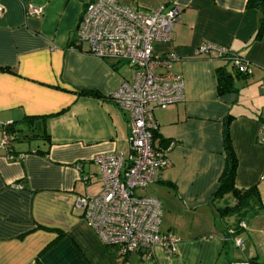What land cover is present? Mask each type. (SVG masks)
<instances>
[{
  "label": "crops",
  "instance_id": "0c3cea01",
  "mask_svg": "<svg viewBox=\"0 0 264 264\" xmlns=\"http://www.w3.org/2000/svg\"><path fill=\"white\" fill-rule=\"evenodd\" d=\"M89 1L0 0V142L6 127L22 130L9 151L0 147V264H264V145L256 141L264 122V34L255 39L260 11L247 0H120L144 11L172 1L180 11L170 40L154 50L177 57L170 69L182 75L185 99L154 112V144L174 146L169 165L142 192L161 202L160 231L178 241L173 255L156 247L144 261L139 253L118 257L76 205L77 197L100 190L93 158L129 152L127 115L108 95L133 70L75 40ZM28 4L42 7V15H26ZM206 43L244 59L250 74L236 75L213 51L197 54ZM219 67L234 76L232 91L217 92ZM225 127L237 161L235 187L257 190L232 214L224 211L236 205L232 191L214 194L226 164Z\"/></svg>",
  "mask_w": 264,
  "mask_h": 264
},
{
  "label": "built area",
  "instance_id": "2783aa9c",
  "mask_svg": "<svg viewBox=\"0 0 264 264\" xmlns=\"http://www.w3.org/2000/svg\"><path fill=\"white\" fill-rule=\"evenodd\" d=\"M25 13L39 17L43 8L28 4ZM179 14L172 1L144 11L124 6L120 0H90L75 27V40L85 43L90 54L126 63L133 70L131 78L123 80L108 95L127 115L129 152L127 155L119 152L96 155L93 161L100 169V190L97 194L76 198L87 225L103 244L113 247L116 255L123 259L131 253H139L142 260L149 261L156 247L173 255L178 241L175 236L160 231L161 202L142 192L157 181L161 170L169 165L168 153L174 146L173 141L159 146L153 144V133L158 129L154 112L185 99L183 77L170 69L171 61L177 57H161L154 50L157 42L170 40ZM210 51L228 60L238 73L250 74L248 63L223 47L206 43L196 53ZM260 89L264 93V78ZM13 139L4 129L0 147L9 151ZM256 141L264 145V122ZM8 157L12 159L13 155ZM236 244L240 245L241 240L237 239ZM228 264L250 263L244 260Z\"/></svg>",
  "mask_w": 264,
  "mask_h": 264
},
{
  "label": "trees",
  "instance_id": "16d2710c",
  "mask_svg": "<svg viewBox=\"0 0 264 264\" xmlns=\"http://www.w3.org/2000/svg\"><path fill=\"white\" fill-rule=\"evenodd\" d=\"M246 6L248 8H256L260 11V18H259V24L257 28V32L255 35V39H260L262 34H264V0H247ZM223 59V58H222ZM228 61V60H227ZM229 63V62H228ZM236 75H244L240 74L236 71ZM233 75L227 71L224 67H219L216 69V79H217V92L219 94H223L225 92L232 91L234 89L232 79ZM83 95L87 96H93V97H99V93L94 90H83L81 92ZM6 131L12 135L15 139H17L19 136L18 134L22 133L21 129L14 128V126L6 127ZM158 133L155 131L153 133V144L154 141L157 139ZM223 139L225 142V152H226V164L223 169L222 174L219 177L218 185L215 190V195H220L224 193L225 191H232L233 195L236 197L237 202L236 205L233 207L225 208L224 211L227 213H234L238 209L240 205H242L247 197L250 195H257L256 188H248V189H239L235 187L234 184V177H235V170H236V157L231 149V145L228 138V131L227 127L223 130ZM168 141H164L161 139L159 143L160 145L165 144ZM155 145V144H154ZM159 146V145H156Z\"/></svg>",
  "mask_w": 264,
  "mask_h": 264
},
{
  "label": "water",
  "instance_id": "95a60500",
  "mask_svg": "<svg viewBox=\"0 0 264 264\" xmlns=\"http://www.w3.org/2000/svg\"><path fill=\"white\" fill-rule=\"evenodd\" d=\"M18 136H21L20 134H18Z\"/></svg>",
  "mask_w": 264,
  "mask_h": 264
}]
</instances>
